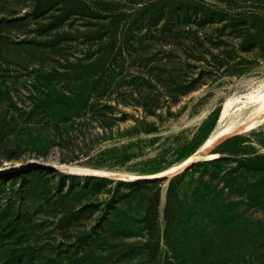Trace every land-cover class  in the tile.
Listing matches in <instances>:
<instances>
[{
	"label": "trees",
	"instance_id": "1",
	"mask_svg": "<svg viewBox=\"0 0 264 264\" xmlns=\"http://www.w3.org/2000/svg\"><path fill=\"white\" fill-rule=\"evenodd\" d=\"M29 1L30 12L7 23L23 26L32 18L40 25L38 34L13 43L12 51L24 54L16 62L0 47L5 64L31 71L22 75L30 78L27 102L19 104L8 93L4 97L0 89V122L20 127L13 136L19 142L63 139L69 130L73 134L66 137H77L73 141L85 142L87 135L107 139L125 119L123 112L117 116L120 106L143 112L125 135L157 132L164 119L176 117L173 106L215 74L264 62L261 17L222 18L215 7L192 0H135L131 3L141 7L124 14L117 13L115 0ZM220 34H253L242 43L249 50L216 52L223 43ZM257 46L263 49L256 51ZM248 138L247 144L216 153L223 158L198 162L192 174L185 171L170 179L163 211L160 180L86 177L87 185L72 182L62 191L35 167L2 173L0 182L23 177L21 194L35 205L37 198H45L41 206L61 215L62 223L97 215L93 231L102 230L103 241L128 242L127 264L157 261L162 246L166 264H264V221L251 215L264 211V154L252 147L264 148V128ZM60 179L62 187L78 177ZM102 187L110 188L101 193Z\"/></svg>",
	"mask_w": 264,
	"mask_h": 264
},
{
	"label": "rangeland",
	"instance_id": "2",
	"mask_svg": "<svg viewBox=\"0 0 264 264\" xmlns=\"http://www.w3.org/2000/svg\"><path fill=\"white\" fill-rule=\"evenodd\" d=\"M134 1L115 0L117 13L132 12V8L141 7L131 3ZM141 1L146 3L150 0ZM192 1L200 6L207 4L215 7L222 18L241 19L246 16L264 18V0ZM28 4H31L29 0H0V47L12 62H16L18 56L24 55L12 51L13 43L38 34L37 30L40 27L32 18L22 23L23 26L18 24L16 27L14 23H7L9 20L26 16L30 12ZM220 35L223 43L216 52L244 54V50H249L248 46H242L244 38L253 34ZM254 49L258 51L263 47L257 46ZM5 63L8 62L0 59V74L5 75L4 78L1 77L3 79L0 89L3 96H7L5 94L8 93L19 104L23 101L27 102L25 88H27V79L30 78L22 75H27L31 71ZM14 76H22V78H14ZM261 84H264V62L238 65L234 71L229 72L223 70L197 90L183 96L172 108L176 117L164 119L158 124V131L149 134L125 135V132L135 125L134 118H140L143 112L140 109L123 106H120L117 116L121 117L123 112L124 121L114 125L112 137L104 140H101L100 136L91 138L87 135L85 142L78 139L73 141L77 137L70 139L66 137L71 133L69 130L70 133L63 131V139L59 137L54 141L44 140L42 144H33L26 140L19 142L13 136L21 131L20 127L0 122V174L36 167L40 174L48 179L51 187H60L62 191H66L72 182L75 187L87 185L86 177L115 182L145 181L139 177L161 173L181 164L185 157L196 155L221 123L227 125L245 118L250 122L252 116L250 117L249 113L246 117L244 115L237 117L236 110L240 106L237 101L246 94L257 91ZM115 98V95L110 97L112 102ZM228 101H232L233 105L222 122V112ZM257 117L254 120L256 124L251 130L243 131L240 127V130L216 141L208 149V155L204 159L194 158L193 162L178 174L158 179L162 182L161 211L165 206L170 179L185 171L192 174V166L198 162L223 158V154L216 153L229 149L232 144L242 141H246L247 144V141L251 140L248 136L252 132L264 128V114ZM101 131V129L96 130L98 133ZM49 132L52 135L56 134L53 129ZM237 137L244 139L232 141ZM252 147L264 154V148L257 144H253ZM181 155L186 156L180 157ZM70 166L99 170L105 175L78 176L79 173L68 169ZM64 168L72 173L69 174ZM73 173L78 179L65 180L61 187L60 175ZM194 174L195 178L199 176V173ZM131 177L135 178L131 179ZM23 185L24 180L20 176H13L0 182V264H127L124 254L128 242L103 241L105 233L102 230L93 231L95 224L93 222L97 219V215L92 217L85 215L76 223H62L61 215L53 213L51 211L53 209L47 206H41L46 204L45 198H37V205L31 204L32 201L21 194ZM110 187H102L99 192L105 193ZM90 195L88 198L93 200L94 197ZM104 197L105 195H100L99 200ZM251 215L254 219L264 221V211H253ZM91 236H94V241L88 239ZM165 251L166 247L162 246L158 260L145 264H166ZM134 263L140 264L136 261Z\"/></svg>",
	"mask_w": 264,
	"mask_h": 264
},
{
	"label": "bare ground",
	"instance_id": "3",
	"mask_svg": "<svg viewBox=\"0 0 264 264\" xmlns=\"http://www.w3.org/2000/svg\"><path fill=\"white\" fill-rule=\"evenodd\" d=\"M237 102L240 104V106L236 110L237 117H242L243 115L246 117L247 113H249L250 117L252 116L250 122H247L245 118L243 120L239 119L238 121H233L227 125H222L221 123V125H219L216 131L213 132L212 135L203 143L199 152L196 155H194L193 157L187 158L181 164L171 167L161 173L151 175V176H146V177H139V178L141 180H155V179H161V178L167 177L169 175L178 174L179 172H181L182 169L184 170L186 166L192 163L194 158L199 157V158L204 159L208 155L207 153L208 149L222 137L236 130H240V127H242L243 131H248L254 128V125L256 124L254 120L256 119V117L264 114V84L263 85L261 84V86L259 87V89H257V91L246 94L241 99H239V101ZM232 105H233L232 101H228L225 104L223 112H222V116H221V121L227 116ZM68 169L72 172L79 173L77 175H82V174L105 175L104 172L99 171V170H91V169L72 167V166L68 167ZM65 170L69 172L67 169ZM72 172H69V173H72ZM133 178L135 177H131V179Z\"/></svg>",
	"mask_w": 264,
	"mask_h": 264
},
{
	"label": "water",
	"instance_id": "4",
	"mask_svg": "<svg viewBox=\"0 0 264 264\" xmlns=\"http://www.w3.org/2000/svg\"><path fill=\"white\" fill-rule=\"evenodd\" d=\"M69 173V172H68ZM69 174H71V173H69ZM72 175H76V174H72ZM79 176V175H78ZM80 176H82V175H80ZM158 180V179H157Z\"/></svg>",
	"mask_w": 264,
	"mask_h": 264
}]
</instances>
